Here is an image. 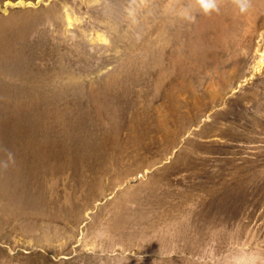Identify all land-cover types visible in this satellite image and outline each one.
Listing matches in <instances>:
<instances>
[{"label":"rangeland","instance_id":"374dc122","mask_svg":"<svg viewBox=\"0 0 264 264\" xmlns=\"http://www.w3.org/2000/svg\"><path fill=\"white\" fill-rule=\"evenodd\" d=\"M15 1L0 264H264V0Z\"/></svg>","mask_w":264,"mask_h":264},{"label":"clouds","instance_id":"9594fccd","mask_svg":"<svg viewBox=\"0 0 264 264\" xmlns=\"http://www.w3.org/2000/svg\"><path fill=\"white\" fill-rule=\"evenodd\" d=\"M196 2L206 14L210 11H218L217 0H196ZM234 3L241 13H245L249 8L250 0H234Z\"/></svg>","mask_w":264,"mask_h":264},{"label":"water","instance_id":"95a60500","mask_svg":"<svg viewBox=\"0 0 264 264\" xmlns=\"http://www.w3.org/2000/svg\"><path fill=\"white\" fill-rule=\"evenodd\" d=\"M42 2H44V1H42ZM38 4H39V2H37V1H35L34 3H32V5H34V6H36ZM16 6H23L24 7V5H20V4H18V1H15V2L5 3L2 8L3 9H6L7 7H16Z\"/></svg>","mask_w":264,"mask_h":264},{"label":"bare ground","instance_id":"6f19581e","mask_svg":"<svg viewBox=\"0 0 264 264\" xmlns=\"http://www.w3.org/2000/svg\"><path fill=\"white\" fill-rule=\"evenodd\" d=\"M37 2L40 3V2H42V0H37ZM6 3H8V2H6ZM32 3H34V2L18 0V4H20V5H24V6L32 5ZM3 10H5V9H3Z\"/></svg>","mask_w":264,"mask_h":264}]
</instances>
